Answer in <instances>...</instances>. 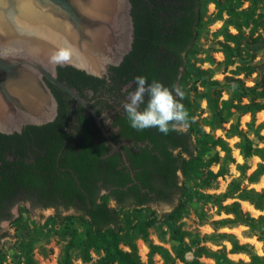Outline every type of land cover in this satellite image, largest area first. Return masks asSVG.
Masks as SVG:
<instances>
[{"label":"trees","instance_id":"obj_1","mask_svg":"<svg viewBox=\"0 0 264 264\" xmlns=\"http://www.w3.org/2000/svg\"><path fill=\"white\" fill-rule=\"evenodd\" d=\"M131 3L135 39L120 70L127 75V80L143 76L148 84L155 80L170 89L174 84L179 86L185 93L181 103L189 112L190 127L183 132L164 135L156 128L137 131L128 121L125 134L138 147L127 149L133 176L125 168H117L118 157L109 161L100 157V152L93 154L90 150L79 155L68 153L58 165L52 159L44 174L38 176L25 171L15 176L0 172V223L12 218L11 210L20 202V196H24V200L39 197L41 200L36 204L42 202L40 205L44 208L58 205L59 198L66 209L76 207L83 213L55 218L60 236L66 241L57 264H74L75 253L86 264H154L155 256H159L163 264H205L201 258L212 259L214 264H264V248L263 255H259L252 245L240 243L231 233L215 232L205 239L214 243L228 242L231 254H246L249 262H232L225 247L214 251L200 246L199 242L193 260L187 261L185 238L189 234L181 229L171 234L180 244L173 255L151 239L150 230L156 227L159 219L148 207L155 202L171 203L182 194L189 201L198 199L212 204L218 214H225L227 218L214 222L218 228L245 226L250 236L264 243V213L255 218L241 205V202H248L255 210L264 212V189L257 191L249 187L264 176V147L259 145L264 141L261 134L264 122L256 125V115L264 111V61L256 62L259 54L264 57V0H131ZM210 4L215 5V12L208 15ZM217 21H223V26L215 36L223 40L218 42L220 48L216 51L223 54L224 60H210L217 67H235L224 83L213 79L214 69H203L188 62L197 54L196 43L201 33ZM115 68L118 67L112 69ZM68 70L89 77L83 71ZM254 74L257 75L254 85L247 86L245 80ZM241 75L244 79L239 78ZM188 85L189 90H186ZM225 92L229 96L227 99H223ZM147 99L146 96L143 108ZM202 101L207 103V117H202L205 112ZM247 114L251 121L247 124L248 131H244L240 118ZM228 124L230 127L226 129ZM217 130L225 131L227 139H240L236 148L243 164L236 162L226 138L215 135ZM205 156H208L206 161ZM253 157L260 162L248 174L250 168L246 161ZM232 164L236 165L240 177L233 179L222 194H202L190 183L192 179H200L201 186L209 188L228 174ZM214 165L220 166L218 172L211 170ZM57 167L65 171L59 174ZM180 172L185 178L183 184ZM244 181L248 185H244ZM27 182L36 188L31 190ZM103 189L110 194L100 197ZM110 197L117 202L120 211L110 207ZM228 200L232 202L227 204ZM127 205L133 208L125 210ZM183 209L181 203L173 212L164 215L165 222L175 221ZM1 238L0 235V241ZM138 240L149 249L147 263L141 259ZM93 253L98 256L95 261ZM6 259L0 251V264ZM23 264H38L32 242H27L23 248Z\"/></svg>","mask_w":264,"mask_h":264},{"label":"water","instance_id":"obj_2","mask_svg":"<svg viewBox=\"0 0 264 264\" xmlns=\"http://www.w3.org/2000/svg\"><path fill=\"white\" fill-rule=\"evenodd\" d=\"M132 7L131 0H0V133L21 134L26 126L57 118L58 102L46 80L98 120L88 103L58 81L60 67L53 68L49 56L71 46L74 63L64 67L106 77L133 49ZM178 196L148 207L170 206Z\"/></svg>","mask_w":264,"mask_h":264},{"label":"rangeland","instance_id":"obj_3","mask_svg":"<svg viewBox=\"0 0 264 264\" xmlns=\"http://www.w3.org/2000/svg\"><path fill=\"white\" fill-rule=\"evenodd\" d=\"M248 4H245L247 7ZM215 12V7L213 5L208 8V15H211ZM223 26V21H217L212 25L208 26L201 33L200 38L196 43L197 54L190 58L188 62L190 64H195L200 66L203 69L212 68L215 70V75L213 79L224 83L226 76H231V70H234L235 67H230L225 69L224 66H219L211 62V58L215 59L216 62H222L224 56L221 52H217L220 48L218 42L222 41L223 38H217L215 33ZM233 33L235 30L231 29ZM264 61L262 54H259L256 62L261 64ZM257 75L254 74L250 79H246L247 86H253L256 80ZM239 78L244 79V76L241 75ZM186 90H189V85L186 87ZM202 90V89H200ZM227 90V89H226ZM229 96L227 92L224 93L223 99H227ZM246 102V100H245ZM202 109L205 110L202 117H207V103L202 101ZM251 121V116L249 114L243 115L240 118L241 129L248 131L247 124ZM264 122V111L256 115V125ZM230 124L226 125L225 128L228 129ZM206 131L209 132L210 129L205 127ZM264 137V130L261 133ZM217 137H225V131L217 130L215 132ZM249 137L254 139L253 134L249 133ZM229 145L233 150V157L235 158L238 164H243L244 160L240 155L239 150L236 148V145L240 142L238 137H233L227 139ZM260 147H264V141L261 142ZM219 151V149H217ZM221 156L223 154L221 153ZM208 156L204 157V160ZM205 161L203 163H205ZM260 159L253 157L246 161L248 167L250 168L248 174H251L257 167ZM220 169L219 165H214L211 167V170L218 172ZM180 183L185 182V178L182 173H179ZM240 173L236 169V165L232 164L229 166V172L226 176L220 177L216 182L212 183L209 188H203L201 186L202 181L200 179H192L190 183L193 184V187L196 190H199L202 194H222L226 192L228 185L233 179L239 178ZM244 185H248L246 181L243 182ZM250 188H254L257 191L264 189V176L260 179L257 184L249 185ZM232 200H228L226 203H231ZM181 203L184 204V209L181 212V215L172 222H165L164 215L173 212ZM242 208L245 212H249L253 217L257 218L264 212L257 211L250 208L248 202H241ZM111 208H114L120 211V208L114 203L111 202ZM125 208V207H124ZM133 208V207H129ZM125 208V210L129 209ZM152 212L156 214L159 219L158 224L155 228L150 230V237L155 244L162 245L166 247L173 255L180 249L179 242L172 239V232L175 229H181L184 232H188V236L185 238V246L188 248L186 254V260L192 261L194 256L193 253L197 248V243L200 246H207L212 250L216 251L221 248H226L225 252L227 257L232 262L238 263L240 261L249 262V257L246 254H231V245L228 242H219L214 243L208 241L207 236L212 235L213 233H231L234 234L240 243L250 244L254 247L255 252L259 255H263L264 243L260 242L257 237H252L249 234V230L245 226H236L233 228H218L214 224L215 221L227 218L225 214H218L217 208L212 204H206L203 201L195 199L194 201H189L187 196L179 194L177 201L166 207H149ZM73 212L66 213L72 214ZM60 226L56 222L53 212L51 210H42L40 208L30 207L27 205L20 206L15 208L12 211V218L8 221H5L4 224L0 227V235L2 236L0 241V251L6 255V262L4 264H18L21 262L23 264V248L27 242H32L34 246L35 259L38 264H57L59 255L63 246L66 244L60 236ZM138 247L140 250V256L143 262L147 263L149 249L142 240H138ZM93 260H97L98 256L92 254ZM201 262L205 264H214V260L201 258ZM74 264H86L83 262L78 253H75ZM154 264H163L162 259L159 256L154 257ZM176 264H185L182 262H177Z\"/></svg>","mask_w":264,"mask_h":264},{"label":"flooded vegetation","instance_id":"obj_4","mask_svg":"<svg viewBox=\"0 0 264 264\" xmlns=\"http://www.w3.org/2000/svg\"><path fill=\"white\" fill-rule=\"evenodd\" d=\"M214 4H210L209 6ZM208 6V8H209ZM62 68V69H61ZM72 67L58 69V81L67 86L96 112L98 120L75 97L46 80L58 102L57 118L46 125L26 126L21 134L4 135L0 133V172H10L12 176L27 172L28 174L41 175L50 166L52 159L56 165L62 162L68 153L79 155L90 150L93 154L97 151L102 158L112 161L113 157L120 159L118 169L125 168L133 176L127 149H138L131 138L125 134L127 130V115L123 104L128 101V95L137 88L133 80L118 67L110 68L104 78L86 77L82 74L68 70ZM61 69V70H60ZM74 69V68H73ZM92 77V76H91ZM143 109L141 105V110ZM112 165L113 162H110ZM59 174L65 171L57 167ZM2 179V176H0ZM27 187H36L27 182ZM110 191L103 189L100 197L107 196ZM33 196V194L31 193ZM11 210L20 206H30L42 210H51L53 216H80L83 212L76 207L66 209L58 198V205L42 207L41 199H23ZM117 202L110 197L109 204ZM169 202H155L167 204ZM36 204V205H35ZM41 204V205H40ZM154 204V203H152ZM151 205V204H149ZM73 212L72 214H67ZM4 222V221H3Z\"/></svg>","mask_w":264,"mask_h":264},{"label":"clouds","instance_id":"obj_5","mask_svg":"<svg viewBox=\"0 0 264 264\" xmlns=\"http://www.w3.org/2000/svg\"><path fill=\"white\" fill-rule=\"evenodd\" d=\"M74 49L71 46H60L49 56L53 68L64 67L74 63ZM137 88L129 93L128 101L123 104L130 126L137 131L156 128L160 133L183 132L190 127L189 112L181 101L184 91L175 84L172 88L165 87L159 81L148 84L147 78H134ZM147 104L141 110V105Z\"/></svg>","mask_w":264,"mask_h":264},{"label":"bare ground","instance_id":"obj_6","mask_svg":"<svg viewBox=\"0 0 264 264\" xmlns=\"http://www.w3.org/2000/svg\"><path fill=\"white\" fill-rule=\"evenodd\" d=\"M250 206V208H252L253 209V207L251 206V205H249Z\"/></svg>","mask_w":264,"mask_h":264}]
</instances>
